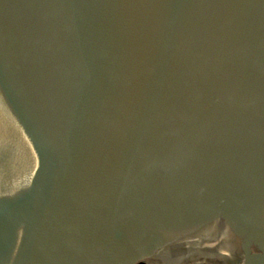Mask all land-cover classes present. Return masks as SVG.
I'll return each mask as SVG.
<instances>
[{"label":"water","instance_id":"obj_1","mask_svg":"<svg viewBox=\"0 0 264 264\" xmlns=\"http://www.w3.org/2000/svg\"><path fill=\"white\" fill-rule=\"evenodd\" d=\"M0 264H264V0H0Z\"/></svg>","mask_w":264,"mask_h":264}]
</instances>
